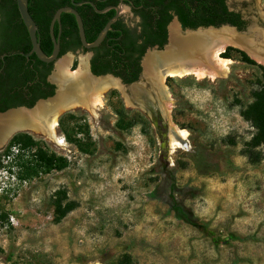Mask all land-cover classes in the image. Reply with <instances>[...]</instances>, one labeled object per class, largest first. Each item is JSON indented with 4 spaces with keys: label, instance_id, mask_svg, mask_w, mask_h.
<instances>
[{
    "label": "rangeland",
    "instance_id": "1",
    "mask_svg": "<svg viewBox=\"0 0 264 264\" xmlns=\"http://www.w3.org/2000/svg\"><path fill=\"white\" fill-rule=\"evenodd\" d=\"M227 1L244 14L245 32L264 29V0ZM232 48L224 53L232 60L226 77L165 80L172 98L165 127L112 88L97 117L82 107L63 111L62 144L19 131L69 166L21 181L17 154L2 160L0 213L8 219L0 226V264H264V159L252 164L243 154L254 130L241 116L262 84L264 66ZM65 57L74 72L83 60L90 66L89 53H69L55 72ZM121 104L129 118L140 113L149 124L117 128ZM171 124L187 131L179 147L171 145ZM60 189L78 207L55 223L52 197ZM174 201L194 224L177 215Z\"/></svg>",
    "mask_w": 264,
    "mask_h": 264
},
{
    "label": "flooded vegetation",
    "instance_id": "2",
    "mask_svg": "<svg viewBox=\"0 0 264 264\" xmlns=\"http://www.w3.org/2000/svg\"><path fill=\"white\" fill-rule=\"evenodd\" d=\"M60 1L64 2L65 0ZM225 1L228 9L238 13L248 25L244 14L239 10L232 9L228 1ZM186 5H188V0H69L56 9L54 13L47 14L48 18L41 25H37L39 28L38 37L41 46L43 41L51 43L53 52V17L59 9L71 7L79 13L83 20L87 40L93 39L95 41L107 25L111 23V29L102 44L105 42L132 43L135 41L136 45H142L146 42L147 36L143 34L147 27L153 28L155 31L153 35L158 36L156 33H161L160 35L166 37L168 42L169 37L171 38V26L175 23V19L184 28L179 13L186 12ZM18 17L19 19L13 21L6 20V18L4 20L0 12V117L21 111L19 110L21 108H33L28 112L23 110L28 114L30 122L28 129L25 131L42 133L50 139L44 124L35 120L34 111L40 104L50 103L57 99L60 93L66 89L63 87H75L76 84L72 86L61 84V79L56 76L57 72H55L56 61L46 63L39 60L35 54L29 58L26 57L24 60L18 57L23 56V49L29 48L27 53L32 50L31 39L20 12ZM159 27H162V29H159ZM54 32L57 37H60V59L69 53L74 55L89 53L91 68V61L96 55V49H100L102 44L93 49H86L83 45L78 46L81 37L77 17L73 13H63L61 24H55ZM156 39V37H151V40ZM149 48L152 47L147 46L146 52ZM64 51L66 52L64 53ZM71 70L74 72V68H71ZM121 81L124 83L122 79ZM59 87H61V90ZM40 101L43 102L39 103ZM35 126L39 127L40 130L36 131ZM59 127L58 124L57 129ZM4 130L6 129L4 128ZM3 142H6V140L0 142V144L2 145Z\"/></svg>",
    "mask_w": 264,
    "mask_h": 264
},
{
    "label": "bare ground",
    "instance_id": "3",
    "mask_svg": "<svg viewBox=\"0 0 264 264\" xmlns=\"http://www.w3.org/2000/svg\"><path fill=\"white\" fill-rule=\"evenodd\" d=\"M229 47L245 51L264 66V29L256 28L253 25L244 33H238L228 27L183 32L175 22L171 26V38L166 48L162 51L150 52L144 60V76L147 84L141 83L132 86L130 95L127 92L128 88L121 85L117 79L92 77L85 60L73 72L71 70L72 60L65 57L58 64L56 76L61 79V84L66 86L76 84L78 86L63 87L66 89L60 93L57 99L50 103H42L35 109L36 116L34 118L44 124L51 140L62 144L64 141L57 134V127L59 116L63 111L82 107L97 117L98 108L103 104L104 94L115 88L121 90L125 95H129V97L127 96L128 102L133 106L140 105L137 100L151 99L152 107L159 110L162 117L168 119L172 98L164 84L165 80L168 77L183 78L187 76L212 80L226 77L230 73L232 60L224 58L222 55ZM166 103L169 105L168 107ZM29 123L28 114L23 110L0 117V142L10 139L19 131L27 130ZM34 129L40 130L36 126ZM169 132L172 147L181 146L188 136L187 131L181 130L173 124H171ZM0 146L2 145L0 144Z\"/></svg>",
    "mask_w": 264,
    "mask_h": 264
},
{
    "label": "trees",
    "instance_id": "4",
    "mask_svg": "<svg viewBox=\"0 0 264 264\" xmlns=\"http://www.w3.org/2000/svg\"><path fill=\"white\" fill-rule=\"evenodd\" d=\"M67 1L69 0L64 2L60 0H30L29 11L37 25H41L48 18L47 14L54 13L56 9L67 3ZM186 7V12L182 11L179 13L184 28L197 29L199 27H221L223 25L234 26L240 31H244L247 28V22L242 20L238 13L230 11L225 0H188ZM0 12L4 20L5 18L10 21L19 19L16 0H0ZM159 29H162V27H159ZM145 30L143 35L147 36V38L142 45H136L135 41L132 42L133 44L131 42L103 43L100 49H96V55L91 61L92 73L97 76L113 75L121 78L124 84L137 82L142 73L141 61L146 53L147 46L154 47L158 45L163 48L167 44L166 37L161 36V33H156L158 36L153 35L155 31L151 27H147ZM151 37H156L157 39L151 40ZM93 41V39H88L89 43ZM78 46H82L80 41H78ZM42 48L50 56L52 53L51 43L43 41ZM230 50L235 49L229 47L226 53ZM23 51L27 53L29 48H25ZM238 52L245 55L242 51ZM222 56L227 59L230 58L228 54H223ZM18 57L23 60L26 59L25 56ZM115 110L119 117L117 128L121 130H129L139 124H149L147 118L140 113L129 118V112L123 104L115 108ZM241 116L254 130L251 140L246 143L242 152L250 163L258 164L264 159V154L259 151L264 146V72L262 74V84L254 94V101L241 111ZM69 118L72 119L74 117L69 116ZM59 125L61 126L62 123H59ZM40 143L41 141L36 140L29 133L19 132L15 134L7 147L0 151V165H2V160L17 154L20 160L18 178L21 181L33 180L40 175L49 174L55 170L62 171L69 166L66 157L58 156L53 152L50 153ZM26 153H32V155L25 159ZM52 204L54 206L55 223H61L68 214L78 207L75 201L69 200L65 189L55 192L52 197ZM172 207L177 215L184 218L188 223L194 224L196 222L178 202L174 201ZM7 219V213H0V226ZM209 235L212 236L214 242H219L213 231H209ZM126 260L129 262V257Z\"/></svg>",
    "mask_w": 264,
    "mask_h": 264
},
{
    "label": "water",
    "instance_id": "5",
    "mask_svg": "<svg viewBox=\"0 0 264 264\" xmlns=\"http://www.w3.org/2000/svg\"><path fill=\"white\" fill-rule=\"evenodd\" d=\"M29 2H30V0H17L18 10H19L21 18H22V20L24 22V25L26 26V28L28 30V33H29V36H30V39H31V43H32V50L29 53H27V54L22 53V55L27 57V58H29L31 55L35 54L39 58V60H41L43 62H46V63H51V62H55V61L57 62L60 59L59 58V56H60V37H57L55 35L54 26H55L56 23L61 24V17H62V14L65 13V12L66 13H69V12L73 13L77 17V22H78L81 42H82L83 47L86 48V49H93V48H96V47L100 46L102 44V42L105 40V38L107 36V33L111 29V23H109L107 25V27L101 32L99 37L94 42L89 43L88 40H87V36H86L85 28H84V23H83V20H82L81 16L79 15V13L76 10H74L73 8H71V7L61 8L55 13V15L53 17V20H52V39H53V43H54V48H53L52 54L49 56V55H47L44 52V50H43V48L41 46V43L39 41V37H38V29L39 28H38L37 23L35 22L33 16L31 15V13L29 11ZM174 22L178 23V25L180 26V28H181V30L183 32H197L199 30L220 29V28H223V27L231 28V29H233L234 31H236L238 33H244L245 32V30L244 31H240L236 27L231 26V25H223L221 27L210 26V27H199L197 29H184L177 19H175ZM248 29H247V31H248ZM169 40H170V37H169ZM169 40H168L167 44L163 48H160L159 46H155V47L149 48L147 50V52L144 55V58L142 60V73H141L140 79H141V77L145 78V76H144V60H145L146 56L150 52L164 50L166 48V46L168 45ZM89 70H90L91 76L94 77V78L111 77V78L117 79L121 83V85H123L124 87L128 88L127 92H128L129 95L131 93V89L130 88L132 86H134L136 84L143 83V82H140V79H139L137 82H134L132 84H124L121 81L120 78H117V77H115L113 75L97 76V75L92 73L90 66H89ZM144 80H146V79H144ZM143 84H147V82L143 83ZM42 102L43 101H40L39 103H42ZM137 102L140 105L139 106H135V108H139L141 111H143L144 114L149 118V120L152 121L157 127L159 125V122L164 127L166 126L165 124L169 123L168 120L165 117H162V114H161V112L159 110H157L154 107H152L151 99H149V98L145 99V100L140 99L139 101L137 100ZM131 107H133V106H131ZM19 110L31 111V110H33V108L32 109L21 108ZM166 137H167L166 144H169V137H168L167 134H166Z\"/></svg>",
    "mask_w": 264,
    "mask_h": 264
}]
</instances>
